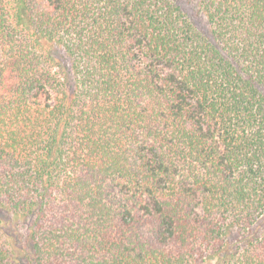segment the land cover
I'll list each match as a JSON object with an SVG mask.
<instances>
[{
	"label": "trees",
	"instance_id": "obj_1",
	"mask_svg": "<svg viewBox=\"0 0 264 264\" xmlns=\"http://www.w3.org/2000/svg\"><path fill=\"white\" fill-rule=\"evenodd\" d=\"M0 0V264H264V0Z\"/></svg>",
	"mask_w": 264,
	"mask_h": 264
},
{
	"label": "rangeland",
	"instance_id": "obj_2",
	"mask_svg": "<svg viewBox=\"0 0 264 264\" xmlns=\"http://www.w3.org/2000/svg\"><path fill=\"white\" fill-rule=\"evenodd\" d=\"M178 4L181 5V7L190 15L192 16L198 23L201 22L202 24V19L196 18L195 10L192 8L191 5H189L188 0H176Z\"/></svg>",
	"mask_w": 264,
	"mask_h": 264
}]
</instances>
